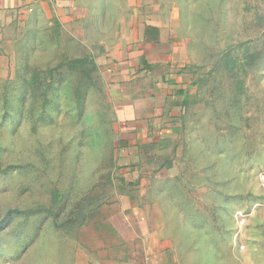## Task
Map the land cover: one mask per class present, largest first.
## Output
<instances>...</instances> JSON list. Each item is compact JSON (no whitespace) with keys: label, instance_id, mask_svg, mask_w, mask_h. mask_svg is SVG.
Returning a JSON list of instances; mask_svg holds the SVG:
<instances>
[{"label":"rangeland","instance_id":"obj_1","mask_svg":"<svg viewBox=\"0 0 264 264\" xmlns=\"http://www.w3.org/2000/svg\"><path fill=\"white\" fill-rule=\"evenodd\" d=\"M178 1L195 85L157 150L122 145L81 23L6 48L0 264H264V0Z\"/></svg>","mask_w":264,"mask_h":264},{"label":"crops","instance_id":"obj_2","mask_svg":"<svg viewBox=\"0 0 264 264\" xmlns=\"http://www.w3.org/2000/svg\"><path fill=\"white\" fill-rule=\"evenodd\" d=\"M183 7L178 0H0V58L40 25L81 23L122 145L157 150L195 85Z\"/></svg>","mask_w":264,"mask_h":264},{"label":"trees","instance_id":"obj_3","mask_svg":"<svg viewBox=\"0 0 264 264\" xmlns=\"http://www.w3.org/2000/svg\"><path fill=\"white\" fill-rule=\"evenodd\" d=\"M57 24H58V23H57ZM94 69L96 70V69H97V66H95V64L93 63V65H92V71H93ZM89 79H90V81L92 82V80H91V79H92V76H90Z\"/></svg>","mask_w":264,"mask_h":264}]
</instances>
